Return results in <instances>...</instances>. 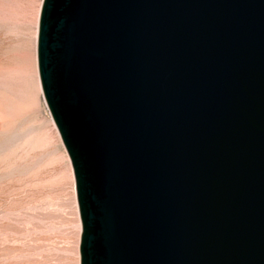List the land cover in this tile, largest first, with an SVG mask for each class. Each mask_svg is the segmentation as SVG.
<instances>
[{
    "label": "water",
    "instance_id": "obj_1",
    "mask_svg": "<svg viewBox=\"0 0 264 264\" xmlns=\"http://www.w3.org/2000/svg\"><path fill=\"white\" fill-rule=\"evenodd\" d=\"M36 54L80 264H264V0H42Z\"/></svg>",
    "mask_w": 264,
    "mask_h": 264
},
{
    "label": "rangeland",
    "instance_id": "obj_2",
    "mask_svg": "<svg viewBox=\"0 0 264 264\" xmlns=\"http://www.w3.org/2000/svg\"><path fill=\"white\" fill-rule=\"evenodd\" d=\"M41 2L0 0V264H80L69 156L42 93L37 113L24 104Z\"/></svg>",
    "mask_w": 264,
    "mask_h": 264
},
{
    "label": "bare ground",
    "instance_id": "obj_3",
    "mask_svg": "<svg viewBox=\"0 0 264 264\" xmlns=\"http://www.w3.org/2000/svg\"><path fill=\"white\" fill-rule=\"evenodd\" d=\"M40 7H41V5H40ZM39 13H40V10H39ZM38 21H39V16H38ZM37 24H38V22L36 23L35 33H34V36L32 35L33 39L30 43V46H31L30 51L32 53V62L33 63H34V58L36 59V62H37V54H36V51H37V34H38ZM37 70H38V67H37ZM33 79H34V88L33 89L28 88L27 89L26 94H25V98H24V104H25V106L30 107L31 109L32 108L34 110L36 109L35 112L37 113V111H39V109H40V94L42 93V95H43L41 82H40V78H39V71H38V74H37L36 70L34 71ZM38 114H40V113H38ZM49 117H51V115ZM51 122H52V125H54V127H55L54 128L56 130L55 132L58 134V130L56 128V125H55L52 117H51Z\"/></svg>",
    "mask_w": 264,
    "mask_h": 264
}]
</instances>
